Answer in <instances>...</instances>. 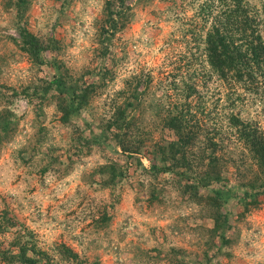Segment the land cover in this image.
I'll return each instance as SVG.
<instances>
[{
	"label": "rangeland",
	"instance_id": "374dc122",
	"mask_svg": "<svg viewBox=\"0 0 264 264\" xmlns=\"http://www.w3.org/2000/svg\"><path fill=\"white\" fill-rule=\"evenodd\" d=\"M244 1L263 32L262 0ZM164 6L0 0V264H264V171L240 134L264 137V92L222 80L193 9ZM171 115L197 132L174 170L154 151ZM209 155L222 178L181 186Z\"/></svg>",
	"mask_w": 264,
	"mask_h": 264
},
{
	"label": "trees",
	"instance_id": "16d2710c",
	"mask_svg": "<svg viewBox=\"0 0 264 264\" xmlns=\"http://www.w3.org/2000/svg\"><path fill=\"white\" fill-rule=\"evenodd\" d=\"M165 2L163 13L166 16L173 15L183 17L186 6L193 9L192 15H197L198 20L191 22L192 33L195 29L203 30L205 52L210 66L222 80L242 82L243 85L251 84L261 88L264 92V31L258 27L260 17L250 11L244 0H161ZM262 15L264 17V0H262ZM169 13V14H168ZM264 28V26H263ZM21 43L31 52H35L41 46L37 36L29 30L22 29L19 32ZM244 79V80H243ZM254 92H256L254 90ZM180 113V112H179ZM180 115H171L165 125L171 129L175 140H169L166 145L156 144L158 150H154L158 157L168 162L167 169H175L177 165L186 163L183 149L187 142L197 133ZM240 132L249 145L251 153L258 161L259 167L264 171V137L256 133L255 129ZM123 146V142H120ZM124 149V148H123ZM205 170L200 175L191 177V182L183 180L180 185L195 188L206 186L222 178L218 158L208 156ZM154 165V164H152ZM156 168V166H153ZM178 177H187L183 170H176ZM262 186L264 183H255ZM250 184V187H253ZM232 184L226 183L221 188L212 189L210 193L202 196L201 201L213 207H218L224 201L227 194L232 193ZM244 196L247 190H243ZM193 193V192H192ZM197 195V194H195ZM237 195L238 198L244 199ZM244 199L252 202L251 198ZM58 249L65 255L75 257L68 246L59 244ZM23 254V250L21 251ZM28 261L30 258H26ZM77 264V263H76ZM95 264V263H88Z\"/></svg>",
	"mask_w": 264,
	"mask_h": 264
}]
</instances>
